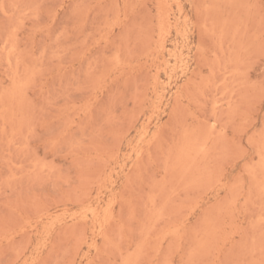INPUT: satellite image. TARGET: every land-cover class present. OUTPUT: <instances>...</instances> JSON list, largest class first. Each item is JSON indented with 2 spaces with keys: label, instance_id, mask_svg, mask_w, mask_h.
<instances>
[{
  "label": "rangeland",
  "instance_id": "374dc122",
  "mask_svg": "<svg viewBox=\"0 0 264 264\" xmlns=\"http://www.w3.org/2000/svg\"><path fill=\"white\" fill-rule=\"evenodd\" d=\"M0 264H264V0H0Z\"/></svg>",
  "mask_w": 264,
  "mask_h": 264
}]
</instances>
